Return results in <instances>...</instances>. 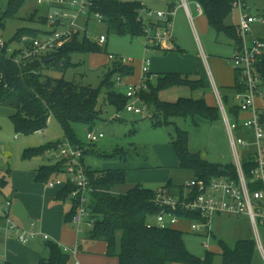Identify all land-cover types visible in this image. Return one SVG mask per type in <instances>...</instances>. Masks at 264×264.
<instances>
[{"label":"rangeland","instance_id":"1","mask_svg":"<svg viewBox=\"0 0 264 264\" xmlns=\"http://www.w3.org/2000/svg\"><path fill=\"white\" fill-rule=\"evenodd\" d=\"M119 1L141 2L146 10L153 13L169 12L170 4H174L172 32L174 42L180 47L181 52L174 51L175 49L169 51L161 46L157 47L156 50H147V47H150V40L146 35L132 37L110 33L105 22L99 21L94 15H91L88 25H86L85 18H80L76 21L75 28L82 35L86 34L92 41L104 36L107 39L106 44L101 45L99 51L93 54H73L72 63H74V66L65 71V74H61L59 73L61 71L57 70L47 72V75L56 79L65 77L67 81L99 88L106 75L113 69V63L122 59L124 64H130L134 68V74L119 80L122 73L117 72L112 80L116 82L117 91L126 96L130 86L141 84L144 76V64L147 60H150L149 69L152 73L184 74L189 75L191 79L202 78L208 86V90L197 92H193L187 87L173 88L161 93L163 101L174 103L180 98L205 99L209 106L218 108L217 88L225 106L230 109L235 95L232 88L235 83V73L230 63L234 56L235 43L224 33H217L211 28L207 16L198 14L193 1L188 0L192 19L188 17L186 10L180 6L181 0ZM8 3L9 0H0V18L6 12ZM247 9L257 18H263L264 0H247ZM53 11L54 7L49 8L47 4H39L38 1L34 0L27 1L15 18L5 21L4 28L0 29V42H4L11 48H17L19 44L14 38L20 30L53 31L52 28L42 24L43 17H48ZM152 19H155L154 15ZM238 22V12L232 11L226 19V24L237 26ZM62 31L63 28L60 29V32ZM252 31V34L248 36V40L255 37L264 39V25L256 23ZM1 50L2 47L0 46V52ZM110 55L116 59L114 61L110 60ZM150 79L155 81L156 76L150 75ZM212 80L217 84V86L215 85L216 88ZM105 97L106 93L103 90L99 106L104 110L103 118L105 121L98 124L96 128L104 133L105 138L93 144L94 146L89 145L87 141L89 128L82 125L74 127L77 137L86 145L84 147L86 150L90 147L96 153L110 154L118 148H123L130 151L131 159L123 162L104 159L95 154L86 157L85 161L88 166L99 171L126 169L127 183L120 188L121 192L128 190L137 183L155 190L157 187H161L163 184H157L154 187L147 186L150 184L144 183L143 177L150 178V173L154 176L163 174L168 179L165 183L171 180L175 186H181L193 179L191 173L181 171L178 168V159L171 145L174 126L154 128L150 113L134 115L127 114L124 110L119 111L121 122L114 121L118 113L116 109L105 103ZM12 112L13 110L8 107L0 106V176L7 177L9 183L3 196L0 197V208H3L8 200L13 203L19 202L20 199L17 193L21 192L23 199L33 205L35 210L39 209L40 211L37 217L31 215L24 221L11 215L10 219L15 225L24 230H31L32 226L36 225V230L39 233L44 232V230L46 233L47 229L51 241L61 248H74L82 245L85 253L94 251L96 254H103L106 244L104 242L91 243L89 228L81 227V229H78L72 223L66 221V215L72 208L71 201L56 202L48 199L50 206L47 209L42 206V202H44L47 195L43 194L44 191H34V187L38 186L33 179L35 171L43 166H55L60 161L59 151L51 150L49 155L46 151L43 154L38 153L30 157H27L25 152L65 142L62 128L55 118L51 117L42 134L37 132L32 135H18L9 117ZM174 121L180 128L189 130L190 149L194 152H200L209 163L224 166L235 164V155L223 119L214 124L207 123L200 128L190 127V122H185L183 119H174ZM244 135L239 131L235 133L237 138ZM247 142L249 147H238V154L241 158L254 153L255 147L252 145L254 140L250 138ZM8 170H10L9 173ZM54 177L65 179L66 174ZM42 185L50 190L48 184ZM40 188L43 189V187ZM54 191L56 190H51V193ZM4 222L0 225V233L4 232ZM211 229L215 238L209 239L201 234L185 233L184 240L189 251L197 257L203 258L207 252L213 253L215 264L222 263L219 244L221 240L229 245H234L240 239H253L256 241L253 225L246 216H217L212 221ZM259 233L264 243V228H261ZM206 244H209V247H206ZM29 247H36L40 258H48L49 251L45 247L43 239L32 240L28 245L19 243L15 245L16 251L20 253ZM7 255V246L0 244V259L5 261ZM75 263V258L71 257L70 264ZM25 264H28V262ZM254 264H264V258L260 251L256 253Z\"/></svg>","mask_w":264,"mask_h":264},{"label":"trees","instance_id":"2","mask_svg":"<svg viewBox=\"0 0 264 264\" xmlns=\"http://www.w3.org/2000/svg\"><path fill=\"white\" fill-rule=\"evenodd\" d=\"M29 0H9L6 12L0 18V29L5 21L15 18L25 3ZM41 1V0H34ZM203 5L204 15L207 16L211 28L217 33H224L235 44L239 42L235 26L227 25L226 19L232 13L231 0H191ZM90 15L99 14L102 22L108 25L109 32L116 35H130L141 37L145 35L146 25L142 19V12L146 9L141 2H122L119 0H91ZM173 6H170V10ZM42 24L47 25V17H43ZM39 29H23L18 32L14 40L18 41L23 35L40 36ZM45 33V32H44ZM47 33V32H46ZM100 44L93 42L76 31L69 41L58 51L46 55L41 59L18 66L12 60L18 52L9 55V45L5 44L0 52V106L13 110L10 119L18 135H32L43 131L54 117L63 130L65 141L74 147L84 150L83 166L94 192L91 194L89 210L94 219L90 230L91 243L104 242L107 246L106 256L117 258L119 264H215L214 254L207 252L203 258L192 254L184 240L185 232L177 229H161L153 224L155 217L161 212L156 204L159 190L145 187L141 184L130 187L121 192L120 188L127 183L125 169L93 170L86 164V157L97 154L104 159L127 162L131 159L129 150L118 148L110 154L96 153L94 149L84 148L77 137L74 127L82 125L89 129H96L103 123L104 110L100 108V97L105 90V103L117 113L125 111L129 102L127 95L116 89L113 77L121 72L122 80L134 74V68L125 65L122 59L113 63L99 88H92L77 82L67 81L65 77L53 78L47 75L50 71H61L65 74L74 66L72 55L93 54L99 51ZM175 50L181 49L177 46ZM119 68L120 71H119ZM123 71V72H122ZM260 71L264 76V60ZM147 76V90L141 93V99L148 105L150 118L154 128L174 126L171 135V145L178 159V168L193 175V178L209 179L215 176H226L229 172L235 176L232 165L209 163L200 152L190 149V132L176 125L174 119L190 122V127L200 128L221 119L219 108L209 106L205 99L180 98L174 103L163 101L160 94L164 91L187 87L191 91H206L208 86L202 78L191 79L189 75L161 74L152 81ZM234 90L238 88L235 76ZM225 97V96H224ZM114 121H120L115 119ZM51 144L38 150H27L25 155L30 157L43 154L57 148L59 144ZM91 146H94L93 144ZM67 168L66 160H60L53 167L43 166L37 170L36 183L48 184L51 180L64 175ZM247 173L249 172L246 169ZM10 170H8V173ZM7 177L0 176V197L8 187ZM186 184L175 186L171 180L160 190H168L174 196H183ZM74 186L68 184L55 194L56 202L71 201L70 196ZM66 215V221L71 222L76 214V207ZM189 219H200L191 213H183ZM151 225V227H149ZM215 238V236L213 235ZM221 247V264H254L258 252L253 239H242L229 245L225 241L219 242ZM49 251L48 258L41 257L38 264H70V256L52 241H45ZM5 264H15L5 262Z\"/></svg>","mask_w":264,"mask_h":264},{"label":"built area","instance_id":"3","mask_svg":"<svg viewBox=\"0 0 264 264\" xmlns=\"http://www.w3.org/2000/svg\"><path fill=\"white\" fill-rule=\"evenodd\" d=\"M39 4H47L54 11L47 17V26L53 31L41 32L40 36L23 35L17 43L19 47L9 48V55L18 54L12 59L18 66L41 59L48 54L60 50L77 31L76 21L85 18L86 25L90 18L91 0H41ZM199 15H204L203 5L193 1ZM232 11L238 12L239 22L236 30L239 42L235 44L234 56L230 60L238 80V88L235 89L233 104L228 109L216 88L218 108L227 128L231 146L235 155V164H231L236 175L230 172L226 176H215L209 179L193 178L186 183L183 196H174L168 190H159L156 196V204L161 212L155 217L153 224L161 229H174L180 223H187L188 232L204 235L211 239L213 232L212 221L219 216H246L253 225L256 235L257 250L264 258V243L260 237V229L264 228V76L260 71L261 63L264 60V39L254 38L248 40L252 34V28L256 23L264 25V17L259 19L252 15L247 9V0H231ZM183 7L190 19L188 0H181ZM99 21L102 16L93 14ZM155 19H152V16ZM146 25L145 35L150 40L148 49L156 50L163 47L167 50H174L173 36V8L169 12L153 13L144 10L141 14ZM147 17V19H146ZM70 20L71 24L64 22ZM155 20V21H154ZM63 31L60 32V29ZM100 45L106 44L104 36L96 41ZM172 44V45H171ZM2 48L4 42H0ZM109 59L114 61L112 55ZM150 60H147L143 67V78L141 84L128 89L127 98L129 102L125 113L143 115L150 113L148 105L141 99V93L147 90V76L149 74ZM116 119H119V113ZM245 135L237 138L236 132ZM42 134V131H39ZM105 138L103 132L97 129H89L87 141L89 145L95 144ZM252 138L255 147L254 153L244 158L238 154V147H249L248 139ZM52 150L59 151V160H66V178H56L48 183L50 189L61 190L68 184L74 186L70 200L74 202L77 209L70 223L76 228H93L94 219L89 210L91 194L94 189L91 187L89 178L83 166L82 159L84 150L74 147L65 141ZM51 150L47 151L50 154ZM246 169L249 170L247 173ZM14 204L8 200L0 209L1 216L7 224V232L14 236L21 244H29L32 240L43 239L51 241L50 236L37 232L36 225L31 230H24L11 221ZM191 213L200 219H189L180 215ZM151 227V225L149 226ZM209 247V244L205 245ZM79 245L75 248L62 247L63 251L71 257H76ZM5 264V262H0ZM75 264H79L78 262Z\"/></svg>","mask_w":264,"mask_h":264},{"label":"crops","instance_id":"4","mask_svg":"<svg viewBox=\"0 0 264 264\" xmlns=\"http://www.w3.org/2000/svg\"><path fill=\"white\" fill-rule=\"evenodd\" d=\"M170 6H173L174 7V4H170ZM146 8V7H145ZM170 9V7H169ZM204 16V15H203ZM155 21V20H154ZM89 23V22H88ZM88 25V24H87ZM43 32V31H41ZM49 33V32H47ZM175 44V42H174ZM177 47V45L175 44V48ZM180 48V47H179ZM174 51H177V50H174ZM151 64V63H150ZM125 65H130V64H125ZM131 66V65H130ZM150 67V66H149ZM149 74L151 75H161V74H166V73H161V72H156V73H152L150 72V69H149ZM148 74V75H149ZM169 74V73H168ZM184 75V74H183ZM214 80V79H213ZM215 85L217 86V84L215 83ZM235 85V83H234ZM233 85V86H234ZM132 87V86H130ZM129 87V88H130ZM134 87V86H133ZM231 87V86H230ZM223 88H228V87H223ZM160 98H161V94H160ZM99 129V128H98ZM97 129V130H98ZM100 132H102L101 130H99ZM126 170V169H125ZM36 172L37 170L35 171L34 173V177L33 179L35 180V176H36ZM150 178H144L143 177V181L145 184H150V185H147V186H154L156 187L155 185H159V184H163L161 185V187H157L156 190H160L161 188H163L167 183L166 180H168L166 178V176H163V174L161 176H154L152 173H150ZM168 182V181H167ZM165 183V184H164ZM38 186L36 185L34 187V191H44L43 194L44 195H47L44 202H42V206L46 207L48 209V206H50V200H53L55 201L54 197H55V194L57 193L58 189H55L56 191H54L53 193H51V190H54V189H50V190H47L44 185H42L41 183H37ZM141 183H137L136 185H139ZM41 185V186H40ZM40 187H43V189L41 190ZM150 188V187H149ZM22 193H17L18 195V198L20 199V203L24 206V208L26 209V212L28 214V218L32 215L33 217H37L39 215V209L38 210H35L33 208V205H30V203L27 202V200L23 199ZM49 196V197H48ZM49 199V201H48ZM14 205L16 203H13ZM1 209V208H0ZM53 209V208H52ZM3 221L4 222V219L2 218L1 216V211H0V225L3 224ZM2 223V224H1ZM5 223V228H4V232L0 233V241L1 243L0 244H5L7 246V251H8V257L5 259V261H2L0 259V262H12V263H15V264H25L26 262H28V264H30L32 262V264H37L39 263V260H40V255L39 253H37L36 251V247H29V248H26L24 252L20 253V252H17L16 249H15V245L16 243H19L21 244L14 236L10 235L8 232H7V224L6 222ZM175 229L177 230H181L185 233H189L188 232V225L187 223H180L178 227H176ZM42 234H46L48 236L49 233H48V230L46 229V233H45V230L44 232L42 231ZM51 238V237H50ZM16 242H15V241ZM40 240V239H39ZM242 240V239H240ZM44 241V240H43ZM239 241V240H238ZM237 242V241H236ZM21 245H24V244H21ZM28 245V244H26ZM44 245H45V241H44ZM77 247V246H76ZM75 248V247H74ZM94 249V248H92ZM104 250V248H103ZM106 250H107V246H106V249L103 251V254L100 253V254H96L94 253V251H92L91 253L88 252V253H85V250L84 248L82 247V245H79V248H78V253H77V256L75 257V262L79 263V264H119V261L117 258H112V257H108L106 256ZM38 260V261H37Z\"/></svg>","mask_w":264,"mask_h":264},{"label":"water","instance_id":"5","mask_svg":"<svg viewBox=\"0 0 264 264\" xmlns=\"http://www.w3.org/2000/svg\"><path fill=\"white\" fill-rule=\"evenodd\" d=\"M65 25H69L71 24L70 20H67L64 22ZM13 215L15 217H17L18 219L24 221L28 218V214L26 212V209L24 208V206L20 203L17 202L14 207H13Z\"/></svg>","mask_w":264,"mask_h":264}]
</instances>
